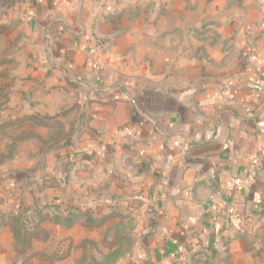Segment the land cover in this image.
<instances>
[{"label": "crops", "instance_id": "obj_1", "mask_svg": "<svg viewBox=\"0 0 264 264\" xmlns=\"http://www.w3.org/2000/svg\"><path fill=\"white\" fill-rule=\"evenodd\" d=\"M0 79V219L105 221L44 220L29 254L130 219L125 264H264V0H0ZM12 235L0 223V264Z\"/></svg>", "mask_w": 264, "mask_h": 264}, {"label": "rangeland", "instance_id": "obj_2", "mask_svg": "<svg viewBox=\"0 0 264 264\" xmlns=\"http://www.w3.org/2000/svg\"><path fill=\"white\" fill-rule=\"evenodd\" d=\"M1 81L2 80L0 79V117L3 115L2 111L4 110L5 103L10 98L8 95V84H4ZM15 212L18 213V215L20 214V218L17 221L18 223L12 217ZM92 212L91 215L95 216ZM41 213L42 211L39 209L20 206L14 211V213H11L8 218H6L11 229V225H14L16 229H21L20 231L22 235L25 233L32 235L30 248L25 252H20L16 249L17 240L14 234L12 235L13 237L11 241L7 237H2L1 247L5 249L2 257L8 258L10 264H125L122 260L127 258L133 251L134 247L132 246L135 239L131 232L134 224L128 219L113 224L107 234L99 235V240L83 237L81 243L77 247H58V245L61 244V241L59 240L56 242L58 243L56 246L54 245V241L53 245L55 247H49L39 250L36 253L29 254L28 252L32 248L33 240L38 239L46 241L51 236L50 228H43L41 226L42 221H40L39 218ZM89 213L90 211L83 210L75 212V214H78L76 218L78 217L81 219L80 224L82 226L90 227L84 222ZM45 214H48L51 217L46 220H49L52 224H57L53 218L56 215H59V212L57 213V211H53L52 213ZM104 224L105 221L100 225L91 227H101L104 226ZM125 230H127L129 234L127 236H121L120 233ZM112 231L114 234H110ZM43 235H47V239H43ZM10 242L13 243V246H10ZM123 261H125V259Z\"/></svg>", "mask_w": 264, "mask_h": 264}, {"label": "built area", "instance_id": "obj_3", "mask_svg": "<svg viewBox=\"0 0 264 264\" xmlns=\"http://www.w3.org/2000/svg\"><path fill=\"white\" fill-rule=\"evenodd\" d=\"M250 88L259 91L264 96V83L253 82L249 84ZM252 163L256 168L257 173L264 172V167L258 157L252 159ZM221 183H223L230 190L241 191L247 189L255 180L250 176H244L239 174L222 175L219 177ZM244 200L239 198H233L231 201L228 199H222L218 203V212H225L229 216L236 214L237 209L242 206Z\"/></svg>", "mask_w": 264, "mask_h": 264}, {"label": "trees", "instance_id": "obj_4", "mask_svg": "<svg viewBox=\"0 0 264 264\" xmlns=\"http://www.w3.org/2000/svg\"><path fill=\"white\" fill-rule=\"evenodd\" d=\"M88 216L85 218L84 222L85 224L89 225V226H95V225H100L103 221L104 218L103 217H95L91 214H87ZM76 216H78V214L75 213H69L66 216H63L61 214L56 215L53 219L57 224H62L65 225L67 227H71L73 226L75 223L80 222L81 219H79L78 217L76 218ZM13 219L17 222L20 218V214L18 215V213L15 212V214L12 216ZM40 221H44L47 218H51L48 214H44L41 213L40 216ZM7 221L4 219H0V223H6ZM18 223V222H17ZM81 223V222H80ZM12 226V232L14 234V236L16 237L17 240V247L16 249H18V251L20 252H25L26 250H28L30 248V244H31V238L32 235H28V234H21V229L14 227V225ZM20 231V232H19ZM47 235H43V239H47Z\"/></svg>", "mask_w": 264, "mask_h": 264}]
</instances>
